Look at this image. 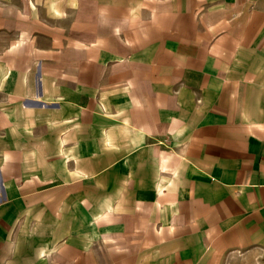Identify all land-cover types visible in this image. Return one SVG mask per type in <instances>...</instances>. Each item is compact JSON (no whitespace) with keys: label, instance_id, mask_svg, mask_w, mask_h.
<instances>
[{"label":"crops","instance_id":"crops-1","mask_svg":"<svg viewBox=\"0 0 264 264\" xmlns=\"http://www.w3.org/2000/svg\"><path fill=\"white\" fill-rule=\"evenodd\" d=\"M76 3L0 19V264H264V0Z\"/></svg>","mask_w":264,"mask_h":264},{"label":"rangeland","instance_id":"rangeland-1","mask_svg":"<svg viewBox=\"0 0 264 264\" xmlns=\"http://www.w3.org/2000/svg\"><path fill=\"white\" fill-rule=\"evenodd\" d=\"M118 2H128L130 0H117ZM133 4V11L136 12H147L151 11V5L153 0H131ZM77 0H0V19L3 17V12L7 14V12H12L13 10L19 9L20 11H28L32 10L36 12L35 20L37 22L44 21L46 18V13L48 11L54 12H67V11H75ZM12 16V15H10ZM56 16H61V13H57ZM55 20V19H53ZM63 22H67V16L62 20ZM55 22V21H53ZM0 29V46L7 43V36L1 32ZM4 37V39H3Z\"/></svg>","mask_w":264,"mask_h":264}]
</instances>
